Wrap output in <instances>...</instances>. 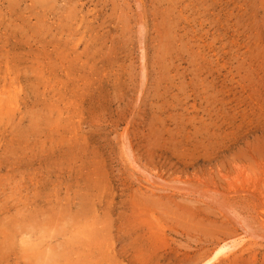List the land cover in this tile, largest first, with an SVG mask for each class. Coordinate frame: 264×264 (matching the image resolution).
<instances>
[{
	"label": "rangeland",
	"instance_id": "obj_1",
	"mask_svg": "<svg viewBox=\"0 0 264 264\" xmlns=\"http://www.w3.org/2000/svg\"><path fill=\"white\" fill-rule=\"evenodd\" d=\"M247 154L264 0H0V264H199L211 230L145 174Z\"/></svg>",
	"mask_w": 264,
	"mask_h": 264
},
{
	"label": "bare ground",
	"instance_id": "obj_2",
	"mask_svg": "<svg viewBox=\"0 0 264 264\" xmlns=\"http://www.w3.org/2000/svg\"><path fill=\"white\" fill-rule=\"evenodd\" d=\"M126 154L132 167L144 172L132 150ZM245 157L251 158V163L244 162L239 155L230 156L226 161L215 160L200 175H176L167 182L161 180L163 184L155 181L162 179L159 173L145 174L149 185L156 184L154 189L148 186L150 190L163 192L161 197L173 204L180 215L188 213V217L211 230L207 239L210 246L200 256L207 258L199 260V264H264V159L258 161L252 154ZM211 162L212 159L208 160ZM176 198L192 203L187 206Z\"/></svg>",
	"mask_w": 264,
	"mask_h": 264
}]
</instances>
